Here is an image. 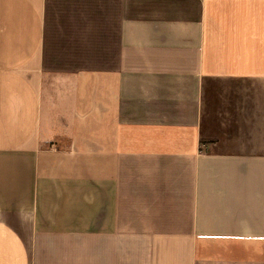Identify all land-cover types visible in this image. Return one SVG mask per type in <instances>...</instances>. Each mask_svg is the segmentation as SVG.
<instances>
[{
	"label": "crops",
	"instance_id": "0c3cea01",
	"mask_svg": "<svg viewBox=\"0 0 264 264\" xmlns=\"http://www.w3.org/2000/svg\"><path fill=\"white\" fill-rule=\"evenodd\" d=\"M0 264H264V0H0Z\"/></svg>",
	"mask_w": 264,
	"mask_h": 264
},
{
	"label": "rangeland",
	"instance_id": "374dc122",
	"mask_svg": "<svg viewBox=\"0 0 264 264\" xmlns=\"http://www.w3.org/2000/svg\"><path fill=\"white\" fill-rule=\"evenodd\" d=\"M229 145L228 146H231V144H235V143H228ZM227 146V145H226Z\"/></svg>",
	"mask_w": 264,
	"mask_h": 264
}]
</instances>
